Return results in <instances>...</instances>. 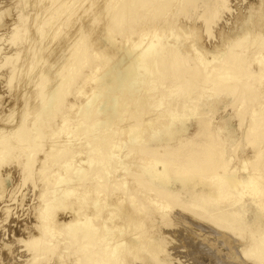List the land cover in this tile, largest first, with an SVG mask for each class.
Instances as JSON below:
<instances>
[{
    "label": "bare ground",
    "instance_id": "obj_1",
    "mask_svg": "<svg viewBox=\"0 0 264 264\" xmlns=\"http://www.w3.org/2000/svg\"><path fill=\"white\" fill-rule=\"evenodd\" d=\"M75 1H77V0H75ZM188 1L189 0H119V1L116 0L117 5L113 6V7H115V9L112 8L113 9V10L111 9L112 11L110 10V8L108 6H106V7L102 6L103 9L108 7L107 9L112 12L111 18H110V11H109V14H107V15H109L108 19H110V20L112 19L111 22H109V23L114 24V25L110 24L111 27L113 26V27H115V29H112V30L110 29L109 33L107 32V29H105L107 26L103 29H105V31L108 33L107 39L114 40L113 36H115L117 34H121V32L124 29L125 30L128 29L127 27L133 26L132 27V29H133L134 26H138L135 24L134 25L131 24V22L134 20L137 21V18H139V21H141L142 18L145 17V13H148L149 16L153 19L154 18L157 19L158 16H162L161 19L163 21H165V19H166V17H165L166 14L167 15L169 14L168 20L166 22L169 23L167 25H172V21H169V18L174 16L175 12H178L180 9H183L184 7H186L187 6L186 4H188ZM204 1L205 0H203V2ZM211 1L213 2L214 0H211ZM221 1L223 2V0H221ZM58 2H59V0H54V1H52V4H50L49 2H47V4L49 3L50 6H52V7H55V6H57V7L61 6L62 7V4H64V3H60L61 5H57ZM72 2H74V1H72ZM110 3H111V1L109 0V3L107 2V4L109 5ZM73 4H75V3H73ZM72 5H71V7H72ZM110 5H111L110 7H112V4H110ZM204 5H205V7H207L208 6L207 2H204ZM225 6H226V4H225ZM67 7H69L68 4H67ZM71 7L69 8L70 10H71ZM48 9L51 10L50 8H48ZM63 9L65 10V7ZM63 9H61V10H63ZM175 9H177V10H175ZM53 10H55V9H53ZM58 10H60V9L58 8ZM108 10H105L106 11L105 14L107 13ZM169 10H170V12H168ZM83 11H85V10H83ZM49 12H51V11H49ZM61 12H63V11H61ZM92 12H94V11H92ZM61 14H63V13H61ZM86 14H89V11H87ZM53 15L55 16L56 13L54 12ZM92 15H93V13H92ZM21 16H20V18H21ZM51 17H52V15H51ZM51 17H49V21L51 20ZM53 18L56 20V17H53ZM57 18H60V17L58 16ZM78 18H80V17H78ZM44 22H46V20ZM106 22L107 21H105L104 23H106ZM208 22H210V20H208V18H206L204 24L207 25ZM17 23H18L17 25L19 26V23L22 24V21L17 22ZM109 23L107 25H109ZM141 23H142V21H141ZM66 24H68V23H66ZM151 24H153V23H151ZM12 26H14V25H12ZM255 27H256V25H255ZM166 28H167L166 29L167 32L169 31V29H172V27H168V26ZM261 28H262V26H261ZM12 29H13L12 31H14V32L17 31V29H15L13 27H12ZM18 29H19V27H18ZM57 29H59V27ZM185 30L183 29V31H185ZM180 31H182V30H180ZM14 32L12 34L13 36H14ZM71 32H73V31H71ZM81 32H82V30H80V33H78V35L79 34L81 35ZM182 32L180 34H184ZM263 33H262V37L264 38ZM68 34H70V31L68 32ZM68 34H66V35L68 36ZM129 35H130V32H129ZM161 35L163 38L166 37L165 31L159 32L158 25L157 26L156 25H153V26L148 25L146 28L142 29V31L139 32V34H138L139 42L138 41L133 42V43L130 42L127 45H125L126 44V42H125L123 47H121V54L123 56H125V58H126L125 62L123 59L124 57L122 58L123 59L122 63H120V62L116 63V60L114 63L108 62L110 65H109V67L106 66L108 68H106L104 72H100L101 74L96 75L97 77H95V75H94V77L97 78L96 80H95V78L92 77V75H90V77L93 78L92 81L94 80L93 85L91 84L93 91L89 92L90 94H88L86 96L85 102L82 103V105H80L82 109L79 107H78L79 108L78 109V108H76L77 106H73L76 109H78L76 111L77 112L76 118H79L78 120H80V118H81L82 120L80 122L77 121V122H79L77 126L73 125V124H75V123H73L72 125L68 124L69 127L67 126V128H66V133L68 132V134L72 133L74 135L76 132V135H77L80 133V136H77V140L80 143H81V140L83 138L87 139V140L85 139L87 141V142L85 141V144L87 143L85 147H87V148L84 150H80L82 152L84 151L81 155H79L80 159H77V157H79L77 155H76V158H74V157L66 158V156L70 155L69 152L72 151L73 147H75V146H72L70 144L71 139H69V140L67 139L68 141L64 140L65 143H63V142H60V140H57L56 138H54V140H52V144H50L49 146L47 145L46 148H43V146H44L43 144L44 143H45V145L47 144V142L44 141L45 136H47L45 134L46 130L44 129L45 128L44 125L51 126V124H52L51 123V124L47 125L48 122L45 121V119L47 118L46 115L49 114L51 117L52 114H50V113H55V111L54 112H52V111L55 108L59 107V106H57V107L55 106V105H58V103L60 104V106L61 105L63 106V104L60 102L63 101L62 98L64 96L66 97L65 92L67 93V91H68L67 89H69V88L66 89V86H68L70 84L73 87L74 84L72 85L71 83L74 82L73 81L74 77L78 74H81V72H82L81 69L84 66L89 67L88 66L89 63H87V62L82 63V61L79 62L78 59H80V56H81L79 53L74 54L71 51L73 54L72 56L74 58L75 64H73L72 69H70L72 64L68 67V69H70V70H68L66 68L67 66L65 67L67 70L63 69V70H66L68 72H66L65 76L61 75L62 77H61V79H58L59 80L58 84H56V87H55V89L52 90V93L48 92V93H51L50 97L49 96L44 97L43 95L46 96L45 93L42 94L41 97L38 96V97H40L39 102L42 103V105L39 103V106L40 105L41 106H40V110L37 114L38 117L34 116L31 120H28L26 113L24 112L25 114H23V116H21L22 120L20 119L21 121H19V123L16 124V126H14V127H16L14 130L3 131L0 128V162L3 163L6 161V159H9L10 157H13L16 159H17V157L18 158L20 157V158H22V160H21V162H19L20 165H18V166H21V170H24L25 173L28 174V176L30 174L33 175V173H34V175L37 174V176L33 177V178H37V179L40 178V180L43 182V184L46 182L45 185H42V184L37 185L38 187L42 186L41 191L45 190L42 193L43 195L46 192V195H45L46 199H43V200H45V202L43 203L44 205L40 204V202L42 203V201H38L40 206L43 205L42 206L43 209L39 210L38 213L35 212L37 214V215L35 214L36 217L38 219L40 218L41 223L37 221L38 219L36 220L34 218L36 220V222L40 223L39 227H41V228L38 229L40 234L38 235V237H36V235H35L34 237H36V238H34V239L32 238L31 241L29 240L30 242H27L28 243L27 245H29L30 243L32 244L30 247L34 248L36 250V252H40V251L44 252L49 247L53 248L55 245H53L51 243V240H53V243H54V242H57L58 240L61 239L64 244L68 245L67 248L65 247L66 248L65 252L62 251V254L63 253L65 254V256L64 257L62 256V257L65 259L63 260L61 258L64 261L62 263L60 262L61 264H122V262L120 261L121 260V258H120L121 253L120 252L123 249L124 243L119 242L120 240H118V236L121 234V231H123L122 230L123 227L125 228V226L126 227L130 226V225L126 224V222L129 219H130L129 221H132V218H134L136 215L135 211H137V210L141 211L138 208L139 207L140 208L145 207L147 205L146 204L147 201L149 200V203H150V200H151V197H149L147 200H145L146 199L145 196H144V198H142L143 197V195H141L142 192H140V194L136 193V191L134 192V188H133V187H135L134 185H132L133 189L132 188L130 189V187L127 186V184L129 185V182H131V181H129L127 183L126 181H128V180L125 179L124 175L127 176V174H128V177L132 175L135 178L137 177V179L138 178L141 179L142 176L147 175L145 177V179H142V183L146 187L150 188L151 191H153L152 193H155V195H160V197L164 195V196L168 197V200L174 204H177V201H179L183 204L182 205L179 203L180 207L190 208L186 204L188 202V205L193 207V209L190 208L193 212L199 210V211H202L204 213H208L209 214L208 218L211 216L209 219H211L212 222H215L220 226H224V227L228 226V228L236 229V230H241V229L245 230L248 233V236H249L248 241L249 242L247 241V244L242 248L243 254H245V255L252 254V255L256 256L257 259L259 257V259H261L264 262V143L259 146L257 151H254L255 149L253 146V151H251L254 153L255 159H253L254 161H250V162L255 163V161H256L257 163H259L258 171H256L255 173H253V172L244 173V175L242 176V178L239 181L236 178V174L232 173V174L228 175V173H230L234 169V166L231 165V167H229L228 159L223 160V159L219 158L221 151L219 150L218 146L220 144L217 142H213L214 140L212 141V143L210 142L212 139L210 137L212 136V133H214V132H212L214 129L209 128L210 119L209 118H207V120L203 119V116H207L209 114L205 112L206 109H204L203 105L199 104V102L196 100V98H192L193 96L198 94L199 90L197 89V87L199 86V84L206 83V82L216 83L217 86H219V87L223 86L227 89H229V88L231 89L233 86H235L236 88L234 91L236 92L235 95H236L237 99H239L240 95L248 94L249 92H252V91L255 93L260 92L261 91L260 88H263V90H264V86L260 87L257 84V82H255V80H257V81L260 80L262 82L261 79L264 78V76H263L264 75V53H263L264 50H262V52L258 51L260 53H258L256 51V53L253 54L254 56H253V58L252 57L251 58L256 62V64L258 66H255V68H253V66H252L251 67L252 69H251L250 66L252 64L254 65L255 63H251V65H250V63H249L250 61L246 62V58H248L249 53H248V55H245L244 49L241 51L235 50L236 52H230V51H232V50H230L232 46H234V45L237 46V44H239L238 40L234 41V38L231 37L233 40H232V42L231 41L229 42L230 44L226 43L227 47H226V45H224L226 48L224 50L225 52L221 53L222 56H220L218 59H217V57H218L217 56L213 62L212 60L215 57V53H214V57L212 59L210 58L211 60L206 59L203 62L199 61L200 66L198 65L199 66L198 67L196 63L192 64L189 61V60H191L192 56H190V59L187 58L188 52L186 53L182 50V47H183L182 44H179V43L176 44L174 42L170 43L169 41L164 40L161 37ZM172 35H176V32L174 31L172 33ZM258 35L259 34H257V36ZM184 37H185V35H184ZM80 38H82V37H80ZM185 38L186 39L189 38L188 35ZM71 39H75V38L72 37ZM122 39H124V38H122ZM228 39L229 38H227L226 40H228ZM77 40H78V38H76V41ZM260 40H259V42H260ZM73 41H75V40H73ZM261 41H262L261 44L264 45V39ZM127 42H129V41H127ZM137 43H139V46H137L138 45ZM16 44H18V43H16ZM261 44L258 46H261ZM77 45H79V44L77 43ZM80 45H83V42ZM67 47H70V46H67ZM93 48L95 50V47H93ZM233 48H235V46ZM244 48H245V46H244ZM17 49L20 50L19 48H17ZM75 49H77V48L75 47ZM84 49L85 48H83V50ZM89 49H91V48L89 47ZM247 49H250V47ZM263 49H264V46H263ZM72 50H74V49H72ZM87 50H88V48H87ZM87 50H86V52H87ZM91 50L93 51V49H91ZM99 50L98 51L95 50V51L99 52ZM228 50H229V52H227ZM88 51H90V50H88ZM101 51H103L102 48H101ZM23 52H24V50H23ZM77 52H79V50H77ZM251 52H253V51H251ZM66 53H68V52H66ZM88 53H90V52H88ZM101 53H99V54H101ZM26 54H28V53H26ZM96 54L99 57H102L98 53H96ZM89 55L91 56V54H89ZM103 55H104V53H103ZM188 55H190V54H188ZM251 55H252V53H251ZM98 56H95V57H98ZM105 56H107V55H105ZM5 57L6 56H4L3 58H5ZM86 57L87 56H85V59H88ZM92 57H93V54H92L91 58ZM194 57H195V55H194ZM9 58H11V56H9ZM27 59H28V57H27ZM193 59L197 60L196 58H193ZM6 60H7V62H9L8 59H6ZM0 62L2 63V61H0ZM23 62H24V60H23ZM40 62H41V59H40ZM63 62H65V61H63ZM71 62H72V60H71ZM193 62H194V60H193ZM41 63H39V64L41 65ZM8 64L6 63L4 65H8ZM11 64H13V63L11 62ZM18 64H20V63H18ZM67 64H68V62H67ZM51 65H50V67H51ZM16 67L17 66H15V64H13L10 69L8 68L9 71L6 72V74L7 73L11 74V76H9L10 74H8V77H7V78H9V81L11 80L12 75L14 76V74H15L14 71L16 70L15 69ZM61 68H64V67L61 66ZM90 68L88 69V71H91ZM0 69H1V64H0ZM31 69H32V67H31ZM58 69H60V68H58ZM91 69H93V68H91ZM56 70H57V68H56ZM19 71L21 72V70H19ZM25 72H28V71H25ZM29 72H30V74L33 73L31 71H29ZM92 72H94V70ZM2 73H3V70H2ZM49 73H47V75ZM53 73H55V71ZM53 73H52V76L54 75ZM56 73H58V72H56ZM59 74H63V72L60 71ZM59 74H56V75H59ZM84 74H87V73H84ZM89 74L90 73H88V75ZM5 77H6V75H5ZM44 77H47V76H44ZM44 77H41V78H43V80H44L45 79ZM25 79L26 78H24V80ZM24 80H22V81L24 82ZM54 80H55V78H54ZM76 80L77 79H75V81ZM3 81L4 80H2V82ZM40 81L41 80L39 79V81H37L36 83L38 84ZM5 82H4V84H6ZM11 82H12V80H11ZM166 82H167V86H166V84H164ZM41 83H43V82H41ZM41 83L39 86L42 85ZM45 83H49V81H47V82L45 81ZM53 83H55V82H53ZM21 84H22V82H21ZM27 84H28V81H27ZM77 84H78V82H77ZM161 84L164 87L161 86ZM2 85H0V86H2ZM4 86H6V85H4ZM47 86H48V88L51 87L49 85H47ZM6 87H8V86H6ZM74 87H77V85ZM30 89H33V88H30ZM42 89L43 88L41 87V90H39V91H42ZM49 89L51 90V88H49ZM21 90H24V89L21 88L19 91H21ZM86 90H88V89H86ZM34 91L32 93H34ZM39 91H38V93H39ZM35 93H37V92H35ZM87 93L88 92H86V94ZM39 94H41V93H39ZM250 94H252V93H250ZM262 94L263 93H261V95ZM32 95L35 96V94H32ZM36 95H38V94H36ZM18 96H17V98H18ZM21 96H23V95H21ZM84 96H85V94H84ZM263 96H264V94H263ZM27 97H29V96H27ZM146 98H148V100L149 99L150 100L147 101V100H145ZM168 98H170V99L171 98L172 99L179 98L180 99V101H181L180 103H182V108H181V110L177 111L176 116L179 117V114L186 116L189 119L187 122L179 121L178 119H176L180 123H175L176 121H174L169 125L163 124V126L160 125L162 123L161 122L160 124H158V126H156L154 128V132H153L154 135L153 136L152 135L147 136L146 138H144L140 132L134 131L137 124H141L142 123L141 121H145V119H147V116H146V118H143L144 116H141L142 113L144 114V110L142 109V107L144 108V106H145V108L148 107V109L152 110L153 108L156 107V105H160V103L166 104L165 99L169 100ZM25 99H27V98H25ZM98 99H99V102H98ZM19 100H21V98ZM78 100L76 101L77 103H78ZM83 100H84V98H83ZM234 100H235V97H234ZM247 100H248V98H247ZM81 101H80V103H81ZM16 102L22 103V101H16ZM26 103L28 104V102H26ZM31 103H33V102H31ZM240 103H242V102H240ZM5 104H6V101H5ZM53 104H54L55 108H54ZM245 104H247V103H245ZM253 104H251V105H253ZM9 105H11V104H8V108H11L12 106H9ZM12 105L14 107V104H12ZM26 105H24V106H26ZM29 105H31V104L29 103ZM29 105H27V106H29ZM33 105L35 106L36 104L33 103L32 106ZM71 105L72 104H70V106ZM65 106L66 105L64 104V107ZM169 106H171V105H169ZM26 107H24L25 110H26ZM134 107H135V109L133 110ZM32 108L34 109V107H32ZM59 108H58V113L59 112L61 113L62 110H60ZM75 108L72 110L75 111ZM36 109H38V108H36ZM36 109H35V111H36ZM62 109L64 111V108H62ZM68 109H70V108H67L65 110H68ZM31 112L32 111H30L29 113H31ZM256 112L258 114L256 125L258 128H260V130L257 132V135H261L260 137H264V132L261 133V129L264 130V102L263 101H262V105L259 103V106L257 107ZM45 113H46V115L45 116L43 115L44 118L42 119V116H39V114L41 115V114H45ZM58 113L56 115H58ZM151 113H153V112H151ZM34 114H36V113H34ZM72 114H75V113L72 112ZM161 114H162V112H161ZM1 116H0V118H1ZM68 116H69V114H68ZM163 116H160V117L162 118ZM176 116H172V117H176ZM193 116L196 117L197 120L199 117V120L197 123L194 120L195 124L197 126H195L194 123H192L193 120L191 121V119H194ZM7 117H8V115H7ZM10 117L8 119H10ZM169 117H171V116H169ZM6 118L4 116V119H6ZM69 118H70V116H69ZM69 118H67V116H66V120ZM76 118L73 117L71 119L76 120ZM150 118H156V116L153 115L151 117V115H150V117L148 119H150ZM255 118H256V116H255ZM8 119H6V121ZM62 119H64V118H62ZM131 119H133L134 122H131L127 125L124 123L126 126H130V130L128 129L130 132L128 131L129 133L127 135L128 140L124 141L125 147H127L129 149L134 148V149H136L135 151H137V150L138 151H144V152L147 151L150 154L151 153L157 154L159 156H163L164 159L161 161V166H159V161L156 162V161H152L149 159L141 160L140 163L139 162H137V163L140 164V168L142 170L140 169V171L136 172L133 170V167L131 166L132 167V168H130L131 170L126 169L127 172L120 173V175L118 176L119 173H117V175L115 173L116 167H118L121 164H123V165L127 164V163L121 162V155L120 154H117L119 157L118 160L114 158V157H117V156H115L116 152L114 151V148H116L117 146L121 147L120 143L123 142V140L120 138V132H122V131L126 132V130H127L126 126L124 127V125H123V128L121 130L119 128L121 126L118 124L120 123V121L121 122H123V121L129 122V120H131ZM66 120L63 121V125L65 123H68ZM6 121H5V123H6ZM58 121H60V119ZM212 122H213V120H212ZM14 123H15V121H14ZM164 123H167V122H164ZM213 123H215V122H213ZM249 123L251 124V122H249ZM9 124L12 125L11 123H9ZM63 125H61L59 127L61 128ZM142 125H143V123L141 124V127L138 129H141L143 127ZM1 126H2V124H1ZM3 126H4V124H3ZM54 126H55V123L53 124V128H54ZM4 128H7L6 124H5ZM11 129H13V128H11ZM57 130L58 129H56V131ZM62 132L64 133V131H62ZM156 132H158L160 134L155 136ZM73 135H71V136H73ZM76 135L73 136L74 137L73 139H75ZM53 136H54V134H53ZM69 137L70 136H68L67 138H69ZM257 137H259V136H257ZM48 139H51V138H48ZM62 139H64V138H62ZM228 140H230L229 134L228 135L224 134L221 138V144L225 143ZM262 140H264V139L262 138ZM43 141H44V143H43ZM254 142H255V140H254ZM78 143H77V146L79 145ZM251 143H253V142H251ZM256 143H258V140ZM48 144H49V141H48ZM82 145L84 146V144H82ZM82 145H81V147H82ZM161 147H162V150H159V148H161ZM255 148H257V146ZM79 149H77L78 153H80ZM130 150L132 151V149H130ZM72 152H75V151L73 150ZM126 153H127V151H126ZM250 155H252V153ZM130 156H129V158H130ZM246 156L247 155H245L244 157H246ZM249 156H247V157H249ZM13 158H11V160L16 161V159H13ZM129 158L127 160H129ZM133 158L135 159L136 157L133 156ZM250 158L251 157H249L248 160H251ZM125 159H124V161H125ZM138 159H139V157H138ZM11 160H10V162H14ZM17 160H19V159H17ZM129 161H131V160H129ZM134 163H136V161ZM16 164H14V165H16ZM3 165H1V166H3ZM123 165H121V166H123ZM134 167L136 168L135 165H134ZM120 168H122V167H120ZM250 169H252V168H250ZM119 171H120V169H119ZM7 172H11V170L10 171L8 170ZM22 173H24V172H22ZM22 173H21V175H22ZM5 174H8V173L5 172ZM12 174H13V172H12ZM17 174H19V173H17ZM5 176L7 178V175H5ZM28 176H27V178H29ZM2 177L5 178L3 175H2ZM23 178H24V176H23ZM34 180H36V179H34ZM87 181L88 182L91 181L90 183H93L94 188H96V190H98L100 193L98 191L96 192L95 190H92L93 187L89 188L88 190H86L87 188L85 190L79 189L80 191L76 192L77 189L80 187V185H82V187H83V184H85V182H87ZM133 181L135 184V180H133ZM12 182H13V180H12ZM21 182H22V180H21ZM38 182L40 183V181H37V183ZM0 183H2V181ZM136 183L139 184L138 182H136ZM130 184H132V183H130ZM0 185H3V184H0ZM89 185H91V184H89ZM111 186H113V187H111ZM114 186H116V187H114ZM3 187L1 186L0 192H1ZM137 187H139V185H137ZM108 188H114V189L118 188L121 193L118 191L119 192L118 195L117 194L111 195L110 189L108 191ZM118 189H116V190H118ZM6 190H7V188H6ZM10 191L11 192H8V191H5V192H8L11 194L13 190L11 189ZM138 191H140V190H138ZM14 192L15 191H13V193ZM33 192H34V190H33ZM144 192H147V191H143V193ZM113 193H116V191L115 192L113 191ZM149 193L152 196V193L151 192H149ZM13 195L14 194H12V196L7 195V198L4 196V199L0 195V211L3 214L5 213V215L9 214L8 212L10 211L11 208L23 206L22 205V203H23L22 199L21 198L17 199ZM146 195H148V193ZM23 196H25V193ZM153 196H152V199H153ZM183 196H187V199H184ZM33 197H32V199H33ZM157 197H159V196H157ZM27 198H28V195H27ZM35 198H37L36 195H35ZM71 198H72V200L74 199L73 202H77V207L79 209L84 208L85 210L84 211L79 210V211H77L78 213H76L73 216L68 214V216L69 215L71 216L69 218L70 220L64 222V224H61L60 221L57 222L55 220H54L55 222H53V218H55L54 217V213H55L54 208L56 210L59 206L65 204L67 199H71ZM23 199H24V197H23ZM154 199H155V197H154ZM160 199H163V198L161 197ZM126 200H128L127 201L128 203L126 202ZM29 201H30V199H29ZM156 201L158 202V199H156ZM165 201L163 202V204L165 203ZM70 202H72V201H69V203ZM149 203H148V205L151 204V203L150 204ZM156 204L157 203H155V206H156ZM160 204H162V202ZM40 206H39V208H40ZM72 206H73V204L71 205V208H72ZM151 206L153 209L154 208L153 204ZM77 207H75V208H77ZM167 207H168V205H167ZM67 208H69V207H67ZM86 208H88V210ZM157 208L158 207L156 206L155 209H157ZM63 209H64V207H63ZM142 209H144V208H142ZM133 210H135V211H133ZM33 211H37V210L34 209ZM163 211H165V210H163ZM148 212H150L149 208H148ZM166 212L167 211L163 212L162 214H164ZM73 213H74V211H73ZM140 213H142V212H140ZM3 214H2V216H3ZM56 214H57V212H56ZM143 214L145 217L144 212H143ZM10 215H12V214H10ZM24 215H25V213H24ZM35 215H33V216H35ZM132 216H134V217H132ZM140 216L142 217V215H140ZM3 217H2V219L1 218L0 219L3 220L4 219ZM8 217H10V216H8ZM137 217H139V215ZM142 218H140L141 220H139V221H142ZM63 220H65V219H63ZM22 221H24V219ZM19 223H21V222H19ZM52 223H53V227L51 226ZM132 223H133V221H132ZM135 223H137L138 228H139V225H141V224H138V222H136V221L134 222V224ZM22 224H23V226H25L24 223H22ZM151 224H153V223H151ZM27 226H26V228H29L30 225L28 227ZM134 226H136V224ZM149 226H151V225H149ZM149 226L147 225L148 228H149ZM16 227H18V226H16ZM130 227L132 228V225ZM22 228H24V227H22ZM34 229L36 230V228H34ZM127 229H130V228H127ZM132 229H134V228H132ZM27 230L24 231V233L25 232L27 233L28 232ZM130 230H128V232L126 231L127 234L128 233L130 234V232L136 231L134 233H131V234L135 235L138 232L137 231L138 229L133 230V231L132 230L130 231ZM140 230H141V227H140ZM142 230H143V228H142ZM145 231H146V229H145ZM148 231H150V230H148ZM140 232L142 234V231H140ZM140 232H138V233H140ZM19 233L20 232H18V234ZM124 234H126L125 230L123 232V235ZM143 234H146V232L144 233V231H143ZM15 235H16V233H15ZM138 235H140V234H138ZM25 236H27V234ZM47 236H50V238H48ZM30 237H33V235ZM131 237H132V235H131ZM133 237H136V236H133ZM27 239H31V238H27ZM15 240H17V239H15ZM20 240H22V239H20ZM124 240L129 241V239L127 240L125 238H124ZM145 240H146V238H145ZM17 241L19 242V240H17ZM25 241H28V240H26V238H25ZM25 241H23V242H25ZM139 242H142V241H139ZM147 242H148V240H147ZM147 242H144V246H146L145 244ZM2 244H4V243H2ZM147 244H149V243H147ZM5 245H6V243L3 246H5ZM130 245H132V244L130 243ZM138 245H140V243ZM152 245H154V244H152ZM60 247H58V248H60ZM129 248L130 247H128V249ZM148 248H150V246ZM153 248H156V247H153ZM59 250H61V248L58 249V251ZM131 250H134V249L131 248ZM51 251H53V250H51ZM58 251H55V253L56 252L58 253ZM153 251H154V249H153ZM153 251L151 249L149 252H151V254H152V253H154ZM23 252H25V250L24 251L22 250V254L20 253L21 255L19 257L21 258V260L25 261L29 255L28 254L29 252L27 253L28 255L26 258H25L26 255ZM46 253H44V254H46ZM17 254L19 255V253H17ZM12 255H10V256H12ZM41 255H43V254H41ZM46 255H45V257H47ZM48 255H49V253H48ZM154 255H156V253ZM5 258H7V255ZM12 258L14 260L16 257H11V259H10L11 262H13ZM23 258H25V260ZM32 258L36 259V258H38V256H36V254L33 253ZM16 259H15V261H16ZM127 259H128V257H127ZM56 260H58V259H56ZM23 261L20 264H23L24 263ZM48 261H50V260H48ZM124 261H125V259H124ZM11 262H10V264H11ZM27 262L30 263V261H27ZM44 262H45V260H44ZM17 264H19V262ZM124 264H126V263H124Z\"/></svg>",
    "mask_w": 264,
    "mask_h": 264
},
{
    "label": "rangeland",
    "instance_id": "obj_2",
    "mask_svg": "<svg viewBox=\"0 0 264 264\" xmlns=\"http://www.w3.org/2000/svg\"><path fill=\"white\" fill-rule=\"evenodd\" d=\"M52 1H54V0H0V61H2V63L0 62V64H1V69H0L1 70L0 71V73H1L0 74V80H1L0 82L1 83H0V85L3 84L2 86H0V106H1L0 107V116L2 115L0 118V126H1V124H2V126L0 128L3 131H5V130H11L12 131L16 128L14 126H16V124H18L19 121L22 120L21 116H23V114L26 113L28 120H31L34 116H37V114L40 110V106L42 105V103L39 102L41 95L45 93L46 96L43 95L44 97H47V96L50 97L52 90L55 89L56 84H58V81H59L58 79H61L62 76L66 75V72H68L66 70L68 69V67L71 64L72 65H71L70 69H72L73 64H75L74 58L72 56L73 55L72 52L74 54L79 53L81 55L80 59H78L79 62H81V61H82V63L87 62V63H89L88 64L89 67L84 66L81 69L82 75L78 74L79 76L76 75L74 77L73 81L75 83L74 82L71 83L72 85L74 84L73 87L70 84L68 86H66V89L67 88H69V89H67L68 91L66 90L67 93L65 92L66 97L64 96L65 95L64 94L63 95L64 97L62 98L63 101L60 102L63 104V106L62 105L60 106V104L58 103V105H55V106L56 107L59 106L60 108L59 107L55 108V106L53 104L55 109L52 112L55 111V113H50V114H52L51 117L49 114L46 115V113L41 114V115L39 114V116H42V119L46 115L47 120L45 119V121L48 122L47 125L52 123L51 124L52 127L44 125V127H45L44 129L46 130V131L45 130L44 131H45V134L47 135V136H45L44 141L47 142V144L45 145V143L43 141V143H44L43 148H46L47 145L49 146L50 144H52V140H54V138H56L57 140H60V142H63V143H65V141H68L69 139H71L70 144L72 146H75V147H73L72 151L74 150L75 152L70 151L71 152V153L69 152L70 155L66 156V158H68V157L69 158L70 157L76 158V155L79 156L84 152V151L82 152L80 150H84L87 148V147H85L87 144V143L85 144V141L87 140L86 138H83V139L81 138L82 139L81 143L84 144V146H83L77 140V136H80V133L76 135V132H75L74 135H76V136H75V139H73L74 135L72 133H69V134H68V132L66 133V128H67V126L69 127L68 124L72 125L73 123H75L73 125L77 126L78 123L82 120L81 118H80V120H78L79 118H76V116H77L76 111L79 108H81L80 105H82V103L85 102L86 96L88 94H90L89 92L93 91L92 85L94 83V80L92 81V79L97 77L96 75L101 74L100 72H104L105 69L109 67V65H110L109 63H112V62L114 63L115 60H116V63H119V62L122 63L123 59L125 62L126 58H125V56H123L121 54V47H123L125 42H126L125 45L129 44L130 42H132V43L136 42V41L139 42V38H138L139 32L142 31V29L146 28L148 25H152V26L158 25L159 32L165 31L166 37L163 38L161 35V37L164 40H167L170 43L174 42L176 44H178V43L182 44L183 45L182 50L186 53L188 52L187 58L190 59V56H192L191 60H189V61L192 64L196 63L197 66L199 65V61L203 62L206 59L211 60L214 57V53H215V57L212 60L213 62L217 56H218L217 59L220 56H222L221 53L225 52L224 50L227 47V44L230 41L232 42V40H233L232 38H234V41L238 40L239 44H237V46L234 45L235 48H233L234 46H232L230 49L232 51H230V52H236L235 50L241 51L244 49L245 55H248V53H249L248 58H246V62L250 61L249 62L250 65H251V63H255L254 65L252 64L250 66V68L252 66H253V68H255V66H258L256 64V62L252 59L254 56L253 54H255L256 51L262 52V50H264L263 49L264 45L261 44V42H262L261 40L264 39L262 37V33L264 32V0H223L224 3L221 0H214L213 2L211 0H205L204 2H207V5H208L207 7H205L203 0H189L188 4H186L187 5L186 7H184L183 9H180L178 12H175V15L169 18V21H172V25H167L169 23L166 22L168 20L169 14L168 15L166 14V16H165L166 19H165V21H163L161 19L162 16H158L157 19H155V18L153 19L149 16L148 13H145V17H143L141 20L142 23H141V21H139V18H137L138 22L136 20H134L132 22L130 21L131 24H133V25L135 24L138 26H134L133 29H132L133 26H130L131 28L127 27L128 29L127 30L124 29L121 32V34H117V35L113 36L114 40L107 39V35L110 32L109 30L115 29V27H113V26L111 27V25H114V24L109 23V22H111L112 19L111 20L108 19L109 15H107V14H109V11L112 8L115 9V7H113V6L117 5L116 0H110L111 1L110 4H112V7H110L111 6L110 4L109 5L107 4V2L109 3V0H82V1L81 0H77V1H75V0H61L62 2L59 0V2H58L59 4L57 3V5H61L60 3H64V4H62V7L61 6H58V7L57 6H55V7L50 6V4H52ZM72 1H74V2H72ZM117 1H119V0H117ZM47 2H49L50 4L49 3L47 4ZM73 3H75V4H73ZM67 4L69 7H67ZM225 4H226V6H225ZM71 5H72V7H71ZM102 6L103 7L108 6L110 8V10L107 9L108 7L103 9ZM64 7H65V10L63 9ZM70 7H71V10L69 9ZM48 8H50L51 10H49ZM52 8L55 9L58 13L55 10H53ZM58 8L60 10H58ZM61 9H63V10H61ZM83 10H85V11H83ZM105 10H108L106 14H105V12H106ZM175 10H177V9H175ZM49 11H51V12H49ZM61 11H63V12H61ZM87 11H89V14H86ZM92 11H94V12H92ZM111 11H110V18L112 17ZM54 12L56 13L55 16L53 15ZM168 12H170V10ZM61 13H63V14H61ZM92 13H93V15H92ZM51 15H52V17H51ZM20 16H21V18H20ZM58 16L60 18H57ZM146 16L147 17L149 16V17L147 18ZM49 17H51L50 21H49ZM53 17H56V20ZM78 17H80V18H78ZM206 18H208V20H210V22H208L207 25L204 24ZM44 19L46 20L47 23L44 22L45 21ZM21 21H22V24L19 23V26H18L17 22H21ZM105 21H107L109 23V25L110 24L111 25L110 26L107 25L108 23L107 22L104 23ZM66 23H68V24H66ZM151 23H153V24H151ZM12 25H14V26H12ZM255 25H256V27H255ZM167 26L172 27V29H169L168 32L166 30ZM261 26L263 29L261 28ZM12 27L17 29V31H15V32L12 31L13 30ZM18 27H19V29H18ZM58 27H59V29H57ZM78 28L80 30H82V32H81L82 36L80 34L78 35V33H80V30ZM103 28L107 29L108 33ZM183 29L184 30L186 29V30L183 31ZM180 30H182L183 32ZM69 31H70V34H68ZM71 31H73V32H71ZM174 31L176 32V35H172V33ZM13 32H14V36L12 35ZM129 32H130V35H129ZM181 32L184 34H180ZM66 34H68V36ZM257 34H259V35L257 36ZM184 35H185V37H187V35H188L189 38L186 39L184 37ZM263 35H264V33H263ZM72 37H74L75 39H71ZM80 37H82V38H80ZM224 37L226 39L227 38H229V39L226 40ZM76 38H78L77 41H76ZM122 38H124V39H122ZM73 40H75V41H73ZM259 40H260V42H259ZM127 41H129V42H127ZM82 42H83L84 46L80 45V44H82ZM16 43H18V44H16ZM77 43L79 45H77ZM137 44L136 45L139 46V43H137ZM260 44H261V46H258ZM224 45H226V47ZM67 46H70V47H67ZM85 46L90 51H88ZM92 46L95 47V50H97V51L100 49L99 52L95 51ZM244 46H245V48H244ZM75 47L77 49H75ZM89 47L91 49H93V51L91 49H89ZM249 47H250V49H247ZM17 48H19L20 50H18ZM83 48H85V49L83 50ZM101 48L103 51H101ZM72 49H74L76 52ZM23 50L25 53L23 52ZM77 50H79V52H77ZM86 50H87V52H86ZM251 51H253V52H251ZM66 52H68V53H66ZM88 52H90V53H88ZM227 52H229V50ZM26 53H28V54H26ZM96 53H98V54L101 53L99 55L102 57H99ZM103 53H104V55H103ZM251 53H252V55H251ZM258 53H260V52H258ZM263 53H264V51H263ZM89 54H91V56L93 54L94 58L93 57L91 58V56ZM188 54H190V55H188ZM105 55H107V56H105ZM194 55H195V57H194ZM4 56H6V57L3 58ZM9 56H11V58H9ZM85 56H87L86 58H88V59H85ZM95 56H98V57H95ZM27 57H28V59H27ZM193 58H196L197 60H195ZM6 59H8L9 62H7ZM40 59H41V62L43 64L40 62ZM23 60L26 64L23 62ZM71 60H72V62H71ZM193 60H194V62H193ZM37 61L39 63H41V65ZM63 61H65V62H63ZM11 62L13 64H15V66H17L15 68L16 70L14 71L15 72L14 76L12 75V78H11L12 82H11V80L9 81V78H7L8 74H10V73L6 74V72H8L9 69L11 68V66L13 65V64H11ZM67 62H68V64H67ZM6 63L7 64L9 63V64L4 65ZM18 63H20V64H18ZM50 65H51V67H50ZM61 66L64 68H61ZM106 66H108V67H106ZM31 67H32V69H31ZM90 67L93 69H91ZM56 68H57V70H56ZM58 68H60V69H58ZM89 68L91 71H88ZM63 69H66V70H63ZM70 69H68V70H70ZM2 70H3V73H2ZM19 70H21V72ZM51 70L53 72L55 71V73H53ZM93 70H94V72H92ZM25 71H28V72H25ZM29 71H31L33 73L30 74ZM60 71H62L63 74H59ZM46 72L47 73L50 72V73L47 75ZM51 72L54 74L53 76H52ZM56 72H58V73H56ZM83 72L87 73V74H84ZM88 73H90V74L88 75ZM56 74H59V75H56ZM5 75H6V77H5ZM90 75H92L93 78H91ZM94 75H95V77H94ZM9 76H11V74ZM44 76H47V77H44ZM41 77H44L45 79L43 80V78H41ZM24 78H26L25 79L26 81L24 80ZM54 78H55V80L56 79L57 80L55 81ZM39 79L41 81L37 84L36 82L39 81ZM75 79H77V80L75 81ZM96 79L97 78H95V80ZM2 80H4V81L2 82ZM22 80H24V82ZM261 80H262V82L260 80H258L259 82L257 80H255V82H257V84L260 87L264 86V84H263L264 78ZM27 81H28V84H27ZM45 81L46 82L49 81V83H45ZM4 82L6 84H4ZM21 82H22V84H21ZM41 82H43V83H41ZM53 82H55V83H53ZM77 82H78V84H77ZM40 83L42 84L41 86H39ZM75 84L77 85V87H74V86H76ZM164 84H166V86H167V82ZM4 85H6L8 87H6ZM47 85L51 86V87H49V88H51V90L48 88ZM161 86H163V85L161 84ZM41 87L43 89H42V91H39V90H41ZM233 87L231 89L230 88L227 89L223 86H221V87L217 86L216 83H211V82L201 83L197 87V89L199 90L198 94L193 96L192 98H196V100L199 102V104L203 105L204 109H206L205 112L209 114L207 116H203V119L207 120V118H209L210 119L209 128L214 129V130L212 129L213 130L212 132H214V133H212V136L210 137V138H212L210 142L212 143V141L214 140L213 142H217L220 144L218 146L219 150L221 151L219 158H221L223 160L228 159L229 167H231V165L234 166V169L230 173H228V175H230L232 173L236 174V178L239 181L242 178V176L244 175V173H249V172L255 173L256 171H258L259 163H257L256 161H255V163H252L250 161H254L253 159H255L254 153L251 152V151H253V146L255 149L254 151H257L259 146L264 143L263 142L264 140H262V138L264 139V137H260L261 135H257V132L260 130V128H258L256 125L257 124V116H258L256 110H257V107L259 106V103L262 105V101L264 102V96H263L264 90H263V88H260L261 89L260 92L263 93L262 95L260 92L255 93L252 91V92L248 93L249 95L248 94L240 95L239 99H237V97L235 95L236 92L234 91L236 87L235 86H233ZM21 88L24 89L25 91L24 90L19 91ZM30 88H33V89H30ZM86 89H88V90H86ZM37 90L41 94H39ZM33 91H34V93H32ZM35 92H37V93H35ZM48 92H51V93H48ZM86 92H88V93L86 94ZM250 93H252V94H250ZM32 94H35V96ZM36 94H38V95H36ZM84 94H85V96H84ZM21 95H23V96H21ZM17 96L19 99L21 98V100H19L17 98ZM27 96H29V97H27ZM38 96H40V97H38ZM234 97H235V100H234ZM25 98H27V99H25ZM83 98H84V100H83ZM247 98H248V100H247ZM78 99L80 101L82 100L83 102L81 101V103H80V101ZM168 99L169 100L165 99L166 104L160 103V105H156V107L153 108L152 110L148 109V107L145 108V106H144V108H143L141 106L142 109L144 110V114L142 113L141 116H144L143 118H146V116H147V119H145V121H141L143 123V125H142L143 127L141 129H138L141 127V124H142L140 122L141 124H137L138 127L136 126L135 129L133 128L134 131L140 132L143 135V137L146 138L147 136H150V135L153 136L154 135V133H153L154 128L156 126H158V124H160L161 122L162 123L160 125H162V126H163V124L169 125L174 121H176L175 123H180L179 121L187 122L189 119L186 116H183L180 114H179V117L176 116L177 111L181 110V108H182V103H180L181 102L180 99L179 98H175V99L171 98L172 100L170 98H168ZM77 100H78V103L76 102ZM145 100L149 101L150 99L148 100V98H146ZM5 101H6V104H5ZM16 101H22V103L21 102L19 103ZM26 102H28V104ZM31 102H33L36 105L32 106L33 103H31ZM98 102H99V99H98ZM240 102H242L243 104ZM29 103L31 105H29ZM39 103L41 104L40 106H39ZM69 103L72 105L70 106ZM245 103H247V104H245ZM8 104H11L9 106H12V107L8 108ZM12 104H14V107ZM26 104L29 106H27ZM64 104L66 105L65 107H64ZM251 104H253V105H251ZM24 105H26L27 107ZM169 105H171V106H169ZM73 106H77L76 108H78V107L79 108L76 109ZM24 107H26V110ZM32 107H34V109ZM36 108H38V109H36ZM58 108L60 110H62L61 113L60 112L58 113ZM62 108H64V111ZM67 108H70L71 110L75 108V111L74 110L71 111L70 109L65 110ZM6 109L7 110L11 109V110L7 111ZM35 109H36V111H35ZM134 109H135V107L133 108V110ZM30 111H32V112L29 113ZM72 112L75 114H72ZM151 112H153V113H151ZM161 112H162V114H161ZM34 113H36V114H34ZM57 113H58V115H56ZM67 113L69 114L70 118H69ZM3 115L5 116V118L8 115V117L6 119H8L10 116L11 117H10V119H8L6 121V119H4ZM150 115H151V117L154 115V116H156V118L148 119L150 117ZM66 116L70 120L69 119L66 120ZM160 116H163L162 117L163 119ZM169 116H171V117H169ZM172 116H176V117H172ZM255 116H256V118H255ZM73 117L76 118V120L71 119ZM62 118H64V119H62ZM193 118L194 119H191V121L193 120L192 123H194V125L197 126L195 124V121L197 123L199 120V117H198V120L194 116H193ZM3 119L6 121V123ZM59 119H60V121H58ZM176 119H178L179 121ZM211 119L215 123H213ZM64 120H66L68 123H65L63 125ZM14 121H15V123H14ZM77 121H79V122H77ZM131 122H134L133 119L129 120V122L128 121L127 122L126 121H123V122L120 121V123L118 125H120L121 127H119V126L118 127L122 130L123 125L125 127L127 124H129ZM164 122H167V123H164ZM249 122H251V124ZM9 123H11L12 125H10ZM54 123H55V126L53 128ZM3 124H4V126H3ZM5 124H6L7 128H4ZM61 125H63V126L60 128L59 126H61ZM11 128H13V129H11ZM56 129H58V130L56 131ZM126 129H125L126 132L125 131L120 132V138L123 140V142L120 143L121 147L117 146L116 148H114V151L116 152L115 156H117L114 158L118 160L119 157L117 154H120L121 155V162L127 163V164H125V165L121 164L124 167L121 165L116 167V169H115L116 175H117V173H119L118 174V176H119L120 173L127 172L126 169L131 170L130 168H132V167H133L134 171H136V172L140 171L141 168H140L139 163L141 160L149 159V160L156 161V162L159 161V166H161V161L164 159L163 156H159L157 154H152V153L150 154L147 151L146 152L138 151V150L135 151L136 149H134V148H130V149H132V151H131L129 148L125 147L124 141L128 140L127 135L130 132L129 131L130 126H126ZM62 131H64V133ZM262 132H264L263 129H261V133ZM156 133H155V136L160 134L158 132H156ZM53 134H54V136H53ZM224 134H226V135L229 134L230 140L226 141L225 142L226 144L225 143L221 144V138ZM65 135L67 137L68 136H70V137L67 138ZM71 135H73V136H71ZM257 136H259V137H257ZM48 138H51V139H48ZM62 138H64V139H62ZM253 139L255 140V142ZM47 140L49 141V144H48ZM257 140H258V143H256ZM251 142H253V143H251ZM77 143L79 144L78 145L79 147L77 146ZM80 144L82 145V147ZM256 146H257V148H255ZM77 149H79L80 153L77 152ZM159 150H162V147L159 148ZM126 151L128 154L126 153ZM249 153L250 154L252 153V155H250ZM245 155L251 157L250 158L251 160H248L249 157H247V156H246L247 158L244 157ZM129 156H130V158H129ZM133 156L136 157L137 159L139 157L140 160L139 159L137 160L136 158H135L136 159L135 160L133 158ZM127 157L131 161L127 160L128 159ZM11 158H13V157L6 159V161L3 163L0 162L1 165H3L5 163L3 166L0 165V177L2 178V179L0 178V182L2 181V183H0V184H3V185H0V188H1V186L2 187L4 186L3 187L4 189L2 188L0 195L4 199V196L7 198V195L12 196V194H14L13 196H15L17 199L21 198L22 202L24 204L22 203V205H23L22 207L18 206V207L11 208L12 210L10 209V211L8 212L9 214H6V215H5V213L3 214L0 211V218L2 219V217L4 216L3 220L0 219V234H1L0 235V237H1L0 238V240H1L0 241V243H1L0 244V262L2 261L0 264H10L11 257H16V258L18 257L17 259L15 258L16 261H15V259L13 260V258H12L13 262H11V264H17L18 262L20 264L23 261L19 257L22 254V250L23 251L25 250V252H23L26 255L25 258L29 254L28 257L26 258V260H25V258H23L25 260V261H23L24 262L23 264H37V263L38 264H42V263L43 264L44 263L45 264H61L62 262H64L63 260L65 259V258H63L65 256V254L63 253L64 254L63 255L62 251L65 252L66 248L68 247V245L64 244L61 239L58 240L57 242H54V243H53V240H51V243L55 246L53 248L49 247L50 249L48 248L44 252L43 251L36 252V250L34 248L30 247L32 245L31 243L29 245H27L28 244L27 242H30L32 240V238L34 239V238L38 237V235L40 234L38 229L41 228V227H39L41 220H40V218L38 219L36 217V215H37L36 213H38L39 210L43 209L42 206L44 205L43 203L45 202V200H43V199H46V196H45L46 192L43 195L42 193L45 190L41 191L42 186L38 187L37 185H41V184L45 185L46 182L43 184V182L40 180V178H38V179L33 178V177H36L37 174L34 175V173H33V175L30 174L31 176L30 175L28 176V174H26L24 170H21V166H18V165H20L19 162H21L22 158L17 157V159H19V160H17L16 158H13V159H16V161L11 160ZM77 159H80V156L77 157ZM124 159L126 162L124 161ZM10 160L14 161V162H10ZM135 161H136V163H134ZM137 162H139V163H137ZM14 164H16V165H14ZM134 165L136 166V168L134 167ZM120 167H122V168H120ZM250 168H252V169H250ZM119 169H120V171H119ZM8 170L9 171L11 170V172H7ZM5 172L8 174H5ZM12 172H13V174H12ZM22 172H24V173H22ZM17 173H19V174H17ZM21 173H22V175H21ZM2 175L5 178H3ZM5 175H7V178ZM23 176H24V178H23ZM27 176L29 178H27ZM124 176H125V179L128 180V181H126L127 183L129 181H131V182H129V185L127 184V186L130 187V189L133 187L132 185H134L135 186V187H133L134 192L136 191V193H139V194H140V192H142L141 193V195H143L142 198H144V196H145V198H146L145 200H147L149 197H151V200H150L151 204L149 203V200H148L146 203L147 205L145 206L146 208L142 207V208H144V209H142L139 207L138 209H140L141 211L133 210L136 212L135 213L136 218L134 216H132V217H134V218H132L133 223H132V221H129L130 220L129 219L126 222V224H128L130 226L132 225V228H134V229H132L130 226H128V227L125 226L126 229L123 227V229H122L123 231H121V234H120L121 236L120 235H119L120 237L118 236V240H120L119 242L124 243L123 249L120 252L121 253V257H120L121 260L120 261L122 262V264H124V263H126V264H264V262L261 259H259V257L257 259V257L252 255V254H249V255L243 254L242 248L247 244V241L249 239L248 233L245 230H242V229L236 230V229L228 228V226L227 227L220 226L217 223L212 222L211 219H209L211 216L208 218V215H209L208 213H204V212L199 211V210L193 212L190 209V208L193 209V207L188 205V202L186 204L190 208H187V207L183 208V207H180V204H182L181 202L177 201V204H174L168 200V197H166L164 195L161 196L163 199H160L161 198L160 195H155V193H152L153 191H151L150 188L146 187L142 183V179H145V177L147 175L142 176L141 179H139V178L137 179V177L135 178L132 175L128 177V174H127V176L126 175H124ZM34 179H36L37 181H40V183L39 182L37 183V181ZM12 180H13V182H12ZM21 180H22V182H21ZM133 180H135L136 185L134 184ZM88 181L85 182L86 185L83 184L84 188L82 187V185H80V187L77 189L76 192H78L80 190H85L86 188H87L86 190H88L89 188H92V187L94 188L93 183H90L91 181L90 182H88ZM136 182H138L139 184H137ZM88 183L91 184L92 186L89 185ZM130 183H132V184H130ZM137 185H139V187H137ZM111 187H113V186H111ZM114 187H116V186H114ZM6 188H7V190H6ZM93 188H92V190H95L96 192L98 191V190H96V188H94V189ZM11 189L15 192L13 193V191H12V193L10 194L8 192H11L10 191ZM109 189H110L111 195L112 194L118 195L120 192L118 188H116L118 190H116L114 188H108V191H109ZM33 190H34V192H33ZM112 190L114 192L116 191V193H113ZM138 190H140V191H138ZM5 191H8V192H5ZM143 191H147V192L143 193ZM149 192L152 193V196L154 195L153 199H152V196L150 195ZM24 193H25V196H23ZM147 193H148V195H146ZM27 195H28V198H27ZM35 195L37 196V198L38 197L39 198L38 199L35 198ZM157 196H159V197H157ZM23 197H24V199H23ZM32 197H33V199H32ZM154 197H155V199H154ZM183 198L187 199V196H183ZM29 199H30V201H29ZM156 199H158V202L156 201ZM73 200H72V198L67 199L65 204H63L61 206L58 205L59 207L57 206L59 209L57 208L55 210V208H54V211H55L54 217L55 218H53V222H55V221L59 222L60 221L61 224H64V222L70 220L69 218L71 216L78 213L77 211H79V210L84 211L85 210L84 208L79 209L77 207V202H73ZM38 201H42V203L40 202V204H43V205L40 206ZM69 201H72V202L69 203ZM127 201L128 200H126V202ZM164 201H165V203L163 204ZM161 202L163 205L160 204ZM148 203L150 205H148ZM155 203H157L156 204V206L158 207L157 209H155L156 208ZM72 204H73V206L71 208ZM152 204L154 207L153 209L151 206ZM167 205H168V207H167ZM39 206H40V208H39ZM74 206L77 208H75ZM63 207H64V209H63ZM67 207H69V208H67ZM148 208H149L150 212H148ZM34 209L37 211H33ZM86 209L88 210V208H86ZM163 210H165L167 212L162 214L163 212H165ZM73 211H74V213H73ZM56 212H57V214H56ZM140 212H142V213H140ZM143 212L145 213V217H144ZM1 213L3 214V216ZM24 213H25V215H24ZM10 214H12L13 216ZM68 214H70L71 216L70 215L68 216ZM33 215H35V216H33ZM138 215H139V217H137ZM140 215H142L143 218ZM8 216H10V217H8ZM34 218L36 220L38 219L37 221L40 223L36 222V220ZM140 218H142V221H139V220H141ZM23 219H24V221H22ZM63 219H65V220H63ZM134 220L136 222H138V224H141L142 226L139 225V228H138L137 223H135L136 226H134L135 225ZM19 222H21V223H19ZM22 223H24L25 226H23ZM151 223H153L154 225ZM27 225L28 226L30 225L29 228H26ZM147 225L148 226L151 225V226H149V228H148ZM16 226H18V227H16ZM51 226L53 227V223ZM22 227H24L25 229ZM140 227H141V230H140ZM34 228H36V230ZM127 228H130L132 231L138 229L137 230L138 232L142 231V234H143V231H144V233L146 232V234L142 235L141 232L140 233L137 232V234L134 235L131 233H134L136 231L130 232L131 230L127 229ZM142 228H143V230H142ZM145 229H146V231H145ZM26 230L28 232L24 233V231H26ZM124 230H125L126 234H127L128 230H130L129 231L130 234L128 233L129 234V235L127 234L128 236L126 234L123 235ZM148 230H150V231H148ZM18 232H20V233L18 234ZM15 233H16V235H15ZM26 234L28 237L25 236ZM138 234H140V235H138ZM32 235H33V237H30ZM35 235H36V237H34ZM131 235H132V237H131ZM133 236H136V237H133ZM47 237L50 238V236H47ZM123 237L127 240L129 239V241H125ZM25 238L28 241H25ZM27 238H31V239H27ZM145 238H146V240H145ZM15 239L19 240V242ZM20 239H22V240H20ZM147 240H148V242H147ZM23 241H25V242H23ZM139 241H142V242H139ZM144 242H147L149 244L146 243L145 244L146 246H144ZM2 243H4V244L6 243V245L3 246L4 244H2ZM130 243L132 245H130ZM139 243H140V245H138ZM151 243L154 245H152ZM147 246L148 247L150 246V248H148ZM58 247H60L61 250L58 251V249H60ZM128 247H130V248L128 249ZM153 247H156V248H153ZM131 248H133L134 250H131ZM149 249L150 250L152 249V251L154 249V251H153L154 253L151 254V252H149L150 251ZM51 250H53V251H51ZM55 251H58V253L57 252L55 253ZM17 253H19V255ZM33 253H35L36 256H38V258L33 259L32 258ZM44 253H46L47 255ZM48 253H49V255H48ZM155 253H156V255H154ZM41 254H43V255H41ZM6 255H7V258H5ZM10 255H12V256H10ZM45 255L47 257H45ZM127 257H128V259H127ZM56 259H58V260H56ZM124 259H125V261H124ZM44 260H45V262H44ZM48 260H50V261H48ZM27 261H30V263Z\"/></svg>",
    "mask_w": 264,
    "mask_h": 264
}]
</instances>
